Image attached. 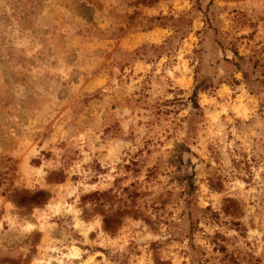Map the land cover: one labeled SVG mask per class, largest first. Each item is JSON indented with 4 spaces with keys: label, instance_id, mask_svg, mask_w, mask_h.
<instances>
[{
    "label": "rangeland",
    "instance_id": "374dc122",
    "mask_svg": "<svg viewBox=\"0 0 264 264\" xmlns=\"http://www.w3.org/2000/svg\"><path fill=\"white\" fill-rule=\"evenodd\" d=\"M0 264H264V0H0Z\"/></svg>",
    "mask_w": 264,
    "mask_h": 264
}]
</instances>
